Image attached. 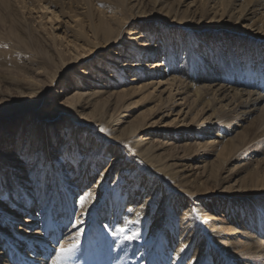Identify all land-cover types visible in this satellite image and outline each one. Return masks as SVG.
Listing matches in <instances>:
<instances>
[{"label":"bare ground","instance_id":"bare-ground-1","mask_svg":"<svg viewBox=\"0 0 264 264\" xmlns=\"http://www.w3.org/2000/svg\"><path fill=\"white\" fill-rule=\"evenodd\" d=\"M58 1L0 0V25L4 24L1 16L3 9L12 6V3L19 5L21 10H28L30 6L48 11L54 5L53 2ZM81 1L89 11L88 26L93 40L106 45L118 43L119 51L123 53L124 49L127 53L125 62H108L107 68L114 74L108 83L129 85L125 84L128 81L125 75L131 74L130 82L144 77L150 80L156 78L161 79L157 82L158 85L167 83L175 90L191 94V108L198 104L211 111L210 121L205 129L199 126L194 134L204 136L203 131L208 129V132L214 130V134H217L215 137L221 140L230 135L220 150V157L222 155L223 159H219V166L223 167L228 158L229 161L242 159V165L250 164V153H238L251 143L255 146L253 151L264 155V0H203L202 3L205 4L199 16L214 21L209 26L202 24L203 27L185 21V13L168 7L167 0H153V5L158 7L157 12L164 13L167 17L164 19L166 23L178 28L172 30V34L170 31L168 35L162 36L164 50L150 43L153 30L144 32V35L136 30L128 31L130 34H138V39L148 40L146 43L144 40L140 41L139 47L132 42L133 39H128V44H124L118 37L128 20L119 23L117 34L108 17L99 16L95 20L90 15L93 10L91 0ZM259 10L260 15H257ZM52 13L51 18L56 19L58 15ZM133 14H139L145 24L160 18L143 17L140 8ZM9 17L11 19L6 32L11 43L9 45L11 48L22 49L17 37L19 25ZM25 17L20 18L23 20ZM171 18L172 21L169 20ZM146 27L144 26L145 31ZM239 28L242 29L240 32L237 31ZM198 30L204 31L195 34ZM26 32L30 34L29 28ZM229 32L241 36H234ZM76 36L88 44H95L82 29ZM27 47L28 50L31 49L30 46ZM22 50L24 56L13 51L11 59L7 61L0 52V67L14 69L20 75L17 80L8 71L9 75L7 79H3L4 83L13 86L15 92L25 93L24 104L20 107L13 106V112L2 119L11 122L12 117H21L15 125L16 130L7 133L4 129L1 130L3 123H0V264H67L77 254L80 264H83L88 261L86 250L91 245L93 236L95 243L100 245L99 249L106 250L103 254L104 259L109 260L107 264H130L131 258H138L141 264H226V261L229 264H264V211L258 213L264 207H259L253 213L249 205L255 198L264 199V174L256 171L253 175L251 186L261 190L258 196L246 193L245 196H230L235 201L227 198L218 202L203 200L196 192L200 184L183 180L171 168L172 164H168L169 160L157 155L162 145L146 141L147 137L138 136L143 130L141 125L133 122L118 130L123 122L122 115H117V112L124 108L126 95L117 94L116 98L106 100L99 90L82 93L84 89L81 87L87 83L83 80H80L81 84L76 81L71 100L59 108L67 112L70 118V121L65 122L66 129L63 132L60 130L62 134H57L52 126L57 114L53 118L42 116L41 119L37 112L30 117L19 116L21 110L28 106L26 97L41 102L60 71L62 73L77 61L72 59L59 67L56 59L46 49L39 48L33 55L31 50ZM178 53L183 55L182 61L177 58ZM149 58L155 60H148V63L143 61ZM250 64L255 68L259 67L260 71H252ZM83 73L86 72L81 71L78 76ZM31 75L43 76L45 82L30 79ZM89 75L86 74L84 78ZM130 90L131 88H123L118 93L126 94ZM52 100L59 103L57 98ZM223 102H226L225 105ZM89 108L92 109L90 113H83ZM35 117H38V123L34 121ZM72 120L77 121L74 123L76 126L81 123L88 126L93 133H89L88 129L82 131L79 127H71ZM224 123H237L240 128L243 123L247 125L240 132H236V129H222L223 133L219 135V126ZM101 125L109 129V139L97 133ZM60 137L63 138L62 142ZM13 145L16 146L15 150H11ZM165 145L170 147L174 143L169 141ZM3 146L8 151L1 149ZM79 147L85 148V154L79 153L73 159L69 152L75 154L79 152ZM29 151L39 153V160L35 157L30 159ZM80 155L83 156L80 175H73L75 170H70L77 169ZM107 157L110 158V163L106 171L100 174L93 186L87 185L86 177L105 163ZM109 171L114 176L112 184H109L112 194L104 197L105 191L102 189ZM45 186L49 190L47 195L42 193ZM99 187L100 193L97 191ZM138 187L141 189H130ZM87 192H91V195L84 207L80 208L78 199ZM122 196H126L124 202L121 200ZM72 197L76 198V204L72 202ZM166 204L169 205L167 211ZM120 209L122 216L118 214ZM194 214L208 228L214 242L211 247L205 240L207 238L199 235ZM20 217L23 219L20 220ZM81 219L85 221L84 224L78 228L71 227L72 223H78ZM21 221L22 224L13 230L15 224ZM69 224L70 227L67 228ZM114 224L138 232L137 238H142L144 244L130 242V248L121 243V239L118 240L120 234L110 237V232H115L111 229ZM97 226L98 231L95 229ZM81 230L82 234L77 236V232ZM84 238L87 246L83 245L81 248ZM73 244L77 248L61 256L60 249H67ZM58 256L61 257L59 261ZM87 264L91 262L88 261Z\"/></svg>","mask_w":264,"mask_h":264},{"label":"rangeland","instance_id":"rangeland-1","mask_svg":"<svg viewBox=\"0 0 264 264\" xmlns=\"http://www.w3.org/2000/svg\"><path fill=\"white\" fill-rule=\"evenodd\" d=\"M153 2V0H91L93 10L91 11L90 15H92L95 20L98 19L99 16L103 18H105V16L108 17L109 22L115 29H118L119 23L128 20L121 33H119V31L116 29L117 34L119 33L118 40H123L122 42L124 44H128V39H133L132 42L134 44L136 43V46L139 47L138 43L140 41L144 40L143 42L146 43L148 40V38L138 39V34H130L128 31L136 30L137 32H141V35H144V32L148 33L149 31L153 30V34L151 35L152 41H150V43L156 47H159V49L164 50L162 49L164 47V41H161L162 36L168 35L170 31L172 34V30H178V28H174L172 25L166 23V20L164 19H167V17L164 15V13L157 12L158 7L154 6ZM202 2L203 0H167V5L168 7L180 10L181 12L185 13V21H190V23H193L197 26H202V24L203 26H209L214 21L205 20L199 16L201 8L203 4H205V2ZM53 4L54 5H52L48 11H43L34 9L35 7L30 6L28 10H21L19 5L12 3V6L4 8L2 11L1 16L4 18V24L3 26L0 25V36H3V38L0 39V52L6 61L11 59V54L13 51L18 53L20 56H24V52L21 51H23L22 49L28 50L27 46L31 47V49H29L31 52L28 50V52L31 54L38 52L39 48L46 49L47 52L50 51V54L54 59H56V64L59 67H62L63 64H68L72 59L77 60L75 64L71 63L72 65L62 71V73L60 71V75L51 85V87H49L48 94H46L41 102H37V99L32 100V97H26L28 100V106H25V108L21 110V115L19 116L30 117L33 113L37 112V116L39 119H41L42 116L53 118L57 114L56 118L54 119L55 122H53L52 126L57 131V134L58 132L59 134H62L60 130L62 129L63 132L66 129L64 126L66 125L65 122L70 118L68 117L67 112L62 111L59 108L62 104L64 106V104H67V102L71 100L70 98L73 96V91L76 89V81L78 84H81L82 82L80 80H83L87 83L81 87V89H84L81 91L82 93L84 92L87 94L93 89L99 90L103 92L102 97L106 100L110 97L116 98L117 94L126 95L124 98V108L117 112V115H122L121 118L123 122L122 125L119 126L118 130H121L123 127L127 126V124L133 122L137 125H141L143 130L138 136L143 138L147 137V139H145L146 141L149 140L153 141L155 144L162 145V149L157 152V155H161L164 159L169 160V163H167L172 164L171 168L177 171L178 174L182 176L183 180L188 179L194 181V183L191 184H200L197 187L196 192L203 197V200L209 202H218L227 198L235 201V199L230 198V196H245L244 194L246 193L248 195L250 194L249 196L259 195V191L261 190L254 189L251 186V183L254 181L253 175L256 173V171L262 175L264 174V155L261 153L257 154V151H253L255 146H252V143L242 148L238 153H250L249 155L252 157V162L250 164L242 165V163H244L242 159L229 161L228 158L225 160L223 167L219 166V159H223L222 155L220 157V150L223 148L224 141L229 140L230 135L225 136L224 139L221 140L215 137L217 134H214V130L213 132H208V129L203 131L204 136H196L194 134L197 127L203 126V129H205V126L210 121L209 114L211 111L209 108H205L204 106L202 107L198 104H194L196 107L194 108L193 106V108H191V101L193 99L191 98V94H185L183 90H175L174 87L169 86L167 83L164 85H158L157 82L161 79L154 78L150 80L149 78L144 77L142 80L130 82L129 80H131L132 76L131 74H127L125 77H127L128 81L125 84L129 85L121 86L122 83H108V81H111L112 77L114 76L112 71L107 68L108 62L112 60H118L117 63L125 62L126 59L124 57L127 56L125 50L123 49V53L122 51L120 52L118 43H109L106 45L104 42L96 43V41L93 40L88 26L89 21L87 16H89V11L87 8H85V5H83V1L59 0L58 2H53ZM101 5H103V7H101ZM139 8L143 17L145 16L149 19L151 17L159 16L160 18L154 22H148L145 24L141 21L139 14H133L136 13ZM52 12H55L58 15L56 19L51 18L53 15ZM260 12L261 11L259 10L257 15H260ZM262 12H264V10ZM9 16L16 20L19 25L17 29V37L18 42L21 43L22 49L11 48L10 46L11 43L9 42L6 33L11 19ZM22 16L26 17L22 20L20 18ZM199 18H201V21L198 22ZM169 20L172 21L173 18ZM144 26H147V31H145ZM27 28H29L30 34L26 32ZM80 29H82L88 39L93 41L95 44H88L81 38L77 37L76 33H78ZM204 30L206 32V29ZM204 30H198L195 34H201ZM241 30L242 29L239 28L237 31L240 32ZM229 34L241 36L235 32H229ZM247 41H249V39H247ZM253 43L255 44V42ZM156 49L157 48H155V50ZM182 56V54L178 53L177 58L179 61L183 60ZM185 57H187V55H185ZM250 58L252 59L253 57ZM128 60L130 61V58ZM148 60L154 61L155 59L149 58L144 59L143 61L148 63ZM243 64L244 63H242V65ZM250 66L252 71H260L259 67L255 68L253 64H250ZM116 70L119 71V69ZM8 71L12 72L13 77L17 80L20 79V75H17L19 73L14 71V69L10 70L6 69L5 67H0V123H3L1 125V130L4 129L7 131V133L16 130L15 125L21 117L18 118L14 116L15 118L12 117L11 122L2 120L3 117L5 115L8 117V115H10L8 113L13 112V106L20 107L24 104L23 102H25V93L15 92L13 91V86L4 83L3 79L8 78ZM81 71H85L86 73L80 74L78 76L79 72ZM88 73L90 74L88 76L89 79L84 78ZM105 73L108 75H104ZM31 77L32 78L30 79H35L34 81L45 82V78L43 76L31 75ZM164 80L165 78L162 80V82H164ZM123 88L125 90L131 88V90L127 91L126 94H123L125 92L118 93L123 90ZM53 98H57L59 103L56 104L57 101H53ZM7 100L9 101L5 102ZM225 103L226 102H223V105H225ZM219 105L220 104H218L216 107L218 108ZM225 109H227V107ZM91 111L92 109L89 108L83 113L88 114ZM38 117H35L34 121L36 123H38ZM72 121L71 127H79V129L82 131H86V129H88L87 131L89 133H93L92 130L87 128L88 126H85L82 123L76 126L74 123L77 121ZM236 124L224 123L220 124L222 125L221 127L218 125L219 135H222V131L227 128L236 129V132H240L241 129L247 125V123H243V127L240 128V125ZM102 125L99 128L107 129V132L103 133L102 135L109 139L108 135L111 136L110 131L107 127H103ZM233 135L234 134H232V136ZM59 140L62 142L63 138L60 137ZM169 141L173 142L174 145L170 147L166 146L165 144H167ZM77 145L79 146L78 142ZM187 146H190L191 148L189 149L191 150H189ZM1 149H5V147L3 146ZM15 149L16 146L13 145L11 150ZM84 150L85 148L81 149V147H79V152L76 153L82 154V152H84L85 154ZM186 150H188V152ZM5 151H8V148H6ZM224 152L225 151H223V153ZM30 153H32V151H29V154ZM55 156H57V154H55ZM57 157L59 158V156ZM82 158L83 156L80 155L79 160H77V169L72 168L70 170V172L75 170L73 175H80L79 168L81 166ZM118 160H120V157ZM108 163H110V158L107 157L105 163L95 168V170L91 172L92 174L86 177V184L93 186L100 174L106 171ZM112 173L113 172L109 171V175L106 177V183L103 184L104 186L102 191H105L104 197L105 195L110 197L109 195L112 194V187L109 188V184H112L114 178V176L111 175ZM130 189L140 190L141 188L138 187ZM100 190L101 189L99 187L97 190L98 193L101 192ZM48 191V187L45 186V190L42 192L43 195H47L49 193ZM121 200L124 202L126 200V196H122ZM237 200H239V198ZM76 201V198L74 199L72 197V202L74 204H76ZM249 205L252 209V212L254 213L259 210V207H264V199L255 198V200ZM165 209L166 211L169 210L168 204H166ZM259 211V214L263 213L262 209ZM121 212L122 210L120 209L118 213L120 216L123 215ZM22 219L23 218L20 217V220ZM193 219L197 223L196 227H198L199 235H204L207 238L205 240L208 241V246L211 247L214 242L209 235L208 228L204 226L203 222L200 221L196 214H194ZM136 221H138V219ZM175 222L177 223L178 220ZM21 224L22 221L19 224H15L13 230H16ZM70 224L67 226V228L70 227ZM120 228L121 227H118L117 225L115 226V224L112 225L111 229H114L115 232H110L111 236L109 234L108 235L113 237L115 234H120L118 240L121 239L120 242L130 248L132 247L129 245L130 242L133 244L139 243L138 245L144 244L142 238L136 237L135 239H128V237L132 236L133 233L138 232L129 231L128 228H123L126 231L121 233L117 231ZM95 229L98 231L99 227L97 226ZM103 236L104 235L101 237L102 239L104 238ZM60 239L61 237L57 239V243L60 241ZM85 240L86 238H84L81 242V248L83 245H86ZM94 240L95 236H93V243L91 242V245H89L90 247L88 246V249L86 250V259H88L91 264H107V261L109 262V260L104 259L103 254L106 250H100V245H97ZM115 240H117V238ZM78 255L79 254L75 255L71 262L67 264H80ZM102 259L105 261L103 262ZM87 262H84L83 264H87ZM130 264H141V261L138 258H131ZM226 264H229V262L226 261Z\"/></svg>","mask_w":264,"mask_h":264},{"label":"snow or ice","instance_id":"snow-or-ice-1","mask_svg":"<svg viewBox=\"0 0 264 264\" xmlns=\"http://www.w3.org/2000/svg\"><path fill=\"white\" fill-rule=\"evenodd\" d=\"M101 7H103V5H101ZM107 132V129L105 128H99L98 129V134H103V133H106ZM78 153H71L69 152V155L74 159L75 158V155H77ZM32 157H35L36 160L38 161L39 160V153H30L29 154V158L31 159ZM91 195V192H87L86 194L84 195H81L78 199V205L80 208H83L86 201L88 200V197ZM193 211H195V209H193ZM262 211H264V209H262ZM85 221L84 220H80L78 223H72L71 224V227L72 228H78L80 225L84 224ZM117 231L123 233L124 231H126L125 229L123 228H120L118 229ZM82 234V230L77 232V236H80ZM139 234L138 233H133L132 236L128 237V239H135ZM75 248H77V245L76 244H73L71 247L65 249V248H61L60 249V253H61V256L65 255L66 253H70L72 252ZM61 259L60 256L57 257V261H59Z\"/></svg>","mask_w":264,"mask_h":264}]
</instances>
